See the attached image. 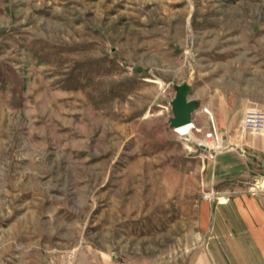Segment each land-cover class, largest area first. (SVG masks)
I'll return each mask as SVG.
<instances>
[{
    "label": "rangeland",
    "instance_id": "rangeland-1",
    "mask_svg": "<svg viewBox=\"0 0 264 264\" xmlns=\"http://www.w3.org/2000/svg\"><path fill=\"white\" fill-rule=\"evenodd\" d=\"M182 85L188 135L169 123ZM250 111L264 0H0V264H192L203 202L227 205L228 236L234 196L264 203Z\"/></svg>",
    "mask_w": 264,
    "mask_h": 264
},
{
    "label": "crops",
    "instance_id": "crops-1",
    "mask_svg": "<svg viewBox=\"0 0 264 264\" xmlns=\"http://www.w3.org/2000/svg\"><path fill=\"white\" fill-rule=\"evenodd\" d=\"M224 163L220 168L222 170L227 167L225 160ZM257 201L256 197L236 195L228 203L232 214L238 215V223L228 227L232 229L231 236L220 234L218 231L221 217L219 213L221 208L227 205H215L210 209L211 204L203 202L206 213L202 216L201 226L202 229H211L213 235L207 240L210 245L208 250L196 256L192 264H264V203ZM249 205L255 210H248ZM252 214L255 218H252Z\"/></svg>",
    "mask_w": 264,
    "mask_h": 264
},
{
    "label": "water",
    "instance_id": "water-1",
    "mask_svg": "<svg viewBox=\"0 0 264 264\" xmlns=\"http://www.w3.org/2000/svg\"><path fill=\"white\" fill-rule=\"evenodd\" d=\"M188 91V88L183 85L176 87L175 95L171 100L172 116L169 119L172 128L191 122L192 120V113L198 103L187 99ZM232 148H235V146L233 145Z\"/></svg>",
    "mask_w": 264,
    "mask_h": 264
},
{
    "label": "built area",
    "instance_id": "built-area-1",
    "mask_svg": "<svg viewBox=\"0 0 264 264\" xmlns=\"http://www.w3.org/2000/svg\"><path fill=\"white\" fill-rule=\"evenodd\" d=\"M191 123H192L191 129H194L195 126L192 121ZM242 127L244 129H247L253 132H264V113L256 112V111L247 112L242 118ZM178 134L188 135L190 133L186 132V133H178ZM205 140L211 141L212 144L219 142V136H218V133L215 127H212L211 130L208 133H206ZM202 196L204 198L209 199L211 196V193L205 191L202 193Z\"/></svg>",
    "mask_w": 264,
    "mask_h": 264
},
{
    "label": "bare ground",
    "instance_id": "bare-ground-1",
    "mask_svg": "<svg viewBox=\"0 0 264 264\" xmlns=\"http://www.w3.org/2000/svg\"><path fill=\"white\" fill-rule=\"evenodd\" d=\"M204 112L207 113V114H210L211 116H213V113L209 109H207V111H204ZM191 127H192V123L191 122L184 123V124H181V125L175 127L174 132H178V133H186V132H188V133H190Z\"/></svg>",
    "mask_w": 264,
    "mask_h": 264
}]
</instances>
